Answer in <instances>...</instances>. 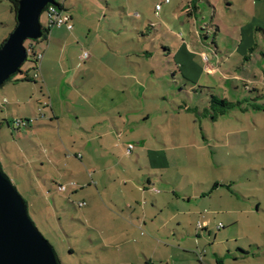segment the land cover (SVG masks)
Masks as SVG:
<instances>
[{
    "label": "rangeland",
    "instance_id": "374dc122",
    "mask_svg": "<svg viewBox=\"0 0 264 264\" xmlns=\"http://www.w3.org/2000/svg\"><path fill=\"white\" fill-rule=\"evenodd\" d=\"M55 1L69 6L67 14L72 17V30L68 31L65 27L61 30L51 29V32L54 31L53 36L56 33L61 36L53 44L51 52L45 51L41 63L45 60L52 66L50 80L59 82L64 78L72 79V85L70 86L69 82L65 86V90H70V99L64 97L62 90L60 92L59 102L62 110H68L69 106L71 109V103L75 104L76 110L84 109L82 101L75 97L79 93L78 89L94 95L92 89L95 86L97 95L99 92L104 94L100 76H105V79L112 77L105 66L112 63L121 64L117 66L116 72L128 76V85L137 81L141 85L138 89H133V92L138 90L140 99L139 102L135 99L133 103L130 101L129 111L149 116L145 123H141L139 131L134 134L128 131V134L145 139L151 136L154 142H164L165 146L157 145L158 148L167 149L169 169L150 173L151 178L154 177L157 182L156 189L162 191L160 188L165 187L166 181L176 193L183 195L207 193L216 185H220L219 193L225 197L222 201L223 208L215 211L218 214L209 215L210 222L206 230L198 231L196 224L184 229L171 227V234L166 243L170 252L160 248L154 255V247L145 245L141 248L140 233L144 232L143 230L137 231L132 239L115 237L114 247L108 249V245L100 243V237H106L107 234L111 236L114 227L98 222L107 218L105 211L99 207L85 217L84 213L86 214L88 207H78L83 200L79 190L73 194L69 191L60 192L59 187L63 184L66 187V182L55 179V176L50 178L52 182L48 179L42 181L43 174L36 173L30 165L28 167L23 162L25 159V163H28L34 158L37 170L42 163L50 173V168L55 171L58 166L60 170L66 171L67 179H73L72 175L75 176L83 167L78 156L79 151L61 147L54 149L46 144L45 151L42 152L40 147L33 148L34 152H31L28 158L24 156L21 159L12 150L14 140L19 141V144L21 138L32 141L39 137V131H42L35 129L43 125V121L49 123V120L42 118V115L47 116L48 112L44 109V113L39 114L34 99L22 103L19 107L7 102L12 97L10 89L14 87L13 80L16 75L0 88V137L7 140L12 164L21 171L25 184L11 180L9 169L4 167L1 160L0 166L17 193L25 200L31 221L54 248L60 263L145 264L147 257L149 259L166 256L170 261H163L162 264H187L186 260L196 261L195 257L206 258L210 261L209 264H264V52L261 54L260 49L251 46L258 41H243L242 44L236 39L232 41L233 36L227 32L235 25L258 26L264 30V3L258 2L252 7L245 2L240 4L250 15L257 13L252 18L240 13L234 5L229 7L231 13H228L224 11L222 4L218 5L213 1L217 14L205 3L186 0L192 8V14L193 6L197 7L194 15L200 25L199 33L204 34L203 41L212 47L214 32L205 28L210 23L221 20L219 25L224 30L220 33L223 37L219 36L221 49L228 47L232 52L216 53L217 62L224 60L225 66H220L216 72L207 76L204 72L200 73L206 64V59L200 54L189 60L185 59L183 54L178 55L177 58L182 60L187 71L189 70L182 73L169 64L168 60L171 59L163 58L168 56L167 49L175 46V41L184 38L179 37V40H176L169 37L164 26L159 25L160 18L161 21L170 19L179 0H169V5L164 4L159 12H155V4L160 0ZM40 24L43 27L47 25L45 12L40 16ZM162 24L169 25L167 21H162ZM14 26L15 15L11 12L9 1L0 0V45L13 31ZM177 30L180 31L177 35L185 33L182 28ZM242 34L243 38H249L246 33ZM186 40L192 43V47L201 46L195 35ZM234 44L237 49L232 51L236 48ZM46 46L43 43L34 44L33 52L42 53ZM249 47L254 49L248 50ZM214 50L204 51L211 57ZM246 51L247 58L243 55ZM32 53L28 54V60ZM84 53L87 57L81 59ZM212 62L214 63V60ZM31 67V63L25 62L21 70L27 72ZM244 69L253 71L252 79L239 81V78H235L236 81H231L223 75L233 70L234 74L244 77ZM208 70L210 71L209 68ZM184 75L189 81L183 78ZM246 84L248 87L244 86ZM22 87L32 89L29 86ZM249 89L257 91L251 93ZM25 93L33 95L31 91L24 92L26 96ZM212 96L219 101L225 100L232 106L227 108L224 114H218L220 106L211 103ZM42 104L43 102L40 109H43ZM184 106L188 109L185 110ZM35 113L38 119L34 122L32 119ZM20 119L27 121L24 127L16 124ZM45 138L57 144V135L54 132H50ZM27 143L29 144L28 141ZM131 145L137 147L135 143ZM154 157L158 162H164L163 156ZM131 159L134 172L128 176L132 180L134 178V181L138 177L144 184L143 173L149 174L148 158L144 159L138 148H135ZM26 169L32 173V181L29 180ZM84 172L88 182H91L92 173L85 168ZM110 176L111 174L108 175ZM114 182L113 179L107 181L110 192L120 193L125 190L119 182ZM92 189L95 190V187L92 186ZM211 201L213 203L214 199ZM206 204L203 203V206H207ZM203 208L205 207L200 208L201 211ZM209 210L213 211L211 208ZM97 223L102 225L103 230L98 229ZM115 228L114 233H120L122 230ZM96 259L99 260L98 263ZM195 263L200 264L198 261Z\"/></svg>",
    "mask_w": 264,
    "mask_h": 264
},
{
    "label": "crops",
    "instance_id": "0c3cea01",
    "mask_svg": "<svg viewBox=\"0 0 264 264\" xmlns=\"http://www.w3.org/2000/svg\"><path fill=\"white\" fill-rule=\"evenodd\" d=\"M198 1L202 4L205 3L209 8L214 10V13L217 12V14L218 11L214 7L213 1H215V3L218 5L222 4L224 6V11L228 13H231L229 11V7L234 5L238 7V11L240 13L243 15H248L252 18L255 17L257 13L253 16L250 15L247 11L242 9L240 4L245 2L246 5L252 7L257 5L258 2L264 3V0ZM61 5L65 10L64 12L66 14L69 13V6H67L65 3ZM175 8L176 9H173L169 20L162 19L163 22L167 21L169 25L165 26L162 24L161 18L159 20V25L164 26L165 30L168 32V35H170L169 37L175 38L176 40H179V37L184 38L183 40L181 39L180 41H175V46L169 47L167 49L168 56H163V58L171 59L168 60L169 64H172L174 69H177L181 73L183 71L189 72V70L187 71L186 65L181 62L182 60L177 58L179 54L185 55V59L187 60L197 56L198 54L202 55V57L206 59V64L204 67H202L200 73L204 72L207 76L216 72L217 69L221 68L220 66H225L224 60L217 62L215 58L216 53H232L228 47L223 50L221 49L219 40L220 37L223 36H220V33L224 32L221 25H219L221 20L210 23V25L205 28V30L212 29L214 32V42L212 43V47H210L208 43H205V41L202 39L204 34L199 33L200 25L197 22L196 15H194L197 7L193 6L194 12L192 14V8H190V4L186 2V0H179V3ZM185 10H187V12H185ZM160 11H162V8ZM189 17L192 18L189 19ZM70 18L72 22V17L70 16ZM192 21H194L193 24ZM61 28L62 27H60V30ZM178 28H182L185 33L177 35L180 33V31L177 30ZM53 32L50 30L47 40L42 42L43 44L47 45L46 48L44 47L41 53L42 59L45 51L51 52L53 44L57 41L58 37L61 36L60 33H56L53 36ZM227 32L228 35L233 36L231 38L232 41L236 39L242 44L243 41H258L257 44L254 43L251 46L255 47L256 49H260L261 54L264 52V30L260 27H252L251 25H244L240 27V25H235L233 28L231 27L230 30L228 29ZM242 33H246L249 38H243L244 35ZM193 35H195L197 40H199V44H201L200 47H192V43L186 40ZM205 40H207V38H205ZM235 45L236 44H234V47L236 48L232 51L237 49V46ZM250 47L248 50L253 48ZM204 50L209 52L214 50V53L210 55L211 57H209V55L206 54ZM247 52L248 51L243 54L246 56V58L248 57L246 55ZM212 60H214V63ZM41 61L39 66V79L35 82H14V87H11L10 89L12 92V97L9 98L7 102L19 107V105L22 103L31 102L32 99H34L37 103L36 110L39 112V114H43L44 109L48 112V115L46 116L43 114L42 118L49 120V123H47L48 121H43V125L35 129H42V131H39L40 136L36 137V139H33L32 141L21 138V143L19 144V141L14 140V143H12V150H14V152L18 154L21 159L24 156H30L31 152H34L33 148L38 149L40 147L42 152L43 150L45 151L44 148L46 144L54 149L61 147L68 150L74 149L75 151H79L78 156H80V161L83 167L79 169L75 176L72 175L73 179H67V175H65L66 171L60 170L58 166H56L57 170L55 171L50 168L52 171L50 173L42 163L37 170V162L34 158H31L28 163H25V159L23 162L28 167L30 165V167H32L36 173H42V181L48 179V181L52 182L53 180L50 178L55 176V179L66 182L64 193L69 191L70 194H73L77 193L79 190L83 198L81 203H84V206L78 207H88V211L86 214L84 213L85 217H88L96 210V208L100 207L107 214V218H102L98 222L107 226L110 224L113 225V231L116 229L115 227L122 229L120 233H114L111 231V236L107 234L106 237H100V243L108 245L109 249L112 246L114 247L113 243L116 239L115 237L123 236L126 239H132V236L136 234L137 231L143 230L144 232L140 233V238L142 239L141 248H143L145 245H150L155 248V255L160 248H164L165 252H167V250L170 252V250L167 249L168 246L166 243L169 240V234H171V232H169L171 227L175 229H184L186 226L192 227V224H196L195 228L198 231L206 230L208 223L210 222L209 215L218 214L215 211H217V209L221 210L223 208L222 201L225 197L222 193H219L220 191L218 188L220 185H216L212 191L210 190L207 193H186L183 195L181 193H176L169 182L166 181L165 187L160 188L162 191L156 189L157 182L154 180V177L153 179L151 178L150 173H152V171H166L169 169L170 160L167 155V149L157 147V145L165 146V144H163L164 142H154L151 139V136H148V138L146 137V139L138 135H134L135 137L132 136V134L141 129V123H145L149 119V116L147 115L141 116L140 114H135L137 111H129L130 101L133 103V99H135L137 102H139L140 98L138 96V90L137 92L135 90L133 92V89H138L141 87L140 83L137 81L131 85H128V76L116 72L118 71L117 66H120L121 64H109V66H105V68L108 70V72H111L110 74L112 77L105 79V76H100V85L104 87V94H100L99 92V95H97L95 86L92 89V93H94V95L88 91L83 93L81 92V89H78L77 91L79 93L76 94L75 97L76 99L82 101L84 109L81 108L80 110H76L75 104L71 103V109L69 106L68 110L63 111L59 102L60 92L62 90L64 97L70 99V90H65V86L66 83L69 82L71 86L72 79L64 78L59 82L50 80L49 75L51 74L50 69H52V66L47 64L45 60L42 63ZM180 63L183 66H178ZM59 64L60 63L58 62L57 65ZM101 65L104 64L101 63ZM232 71L233 70H229V74H223L231 81H236L234 80L235 78H239V81H242L241 79H252V75L254 74L253 71H247L244 69L243 71L246 73V75L241 77L236 73L234 74V71ZM27 72V77L30 79L32 71ZM173 75H176V73H173ZM183 78L189 81V78L186 75H184ZM22 86H29L32 89L29 90L28 87L26 88ZM244 86L248 87L247 84ZM30 91L33 92V95H28L26 93V96L24 95V92ZM250 91L253 93L256 92L257 89H249V92ZM42 102L43 109H40ZM67 111L69 113H67ZM34 115L35 117L32 119V121L35 122L38 119V115L36 113ZM128 131H131L132 134L129 135ZM50 132H54L57 135V144H53V141L45 138L48 134H50ZM134 143L137 147H133L132 151L127 153V146ZM6 144L7 140H3V138L0 137V160L4 167L7 170L9 169L10 176L12 177L10 178L11 180L18 181L20 183L24 182L25 184V179L20 173L21 171L17 170L16 167H14V164H12L13 159L10 156V150ZM135 148H138L144 159L148 158L149 160V165L147 167V173L149 174L143 173L145 178L144 184L140 182L138 177H136L134 181V178L132 180L128 176V174L134 172L131 155L134 153ZM155 155L159 157L163 156L164 162H158L155 160ZM137 165L139 166L140 164ZM84 168L90 174L92 173L90 178L91 182H88L86 179L87 177L85 175ZM26 171L28 173L29 180L32 181V173H30L28 169H26ZM109 174H111L110 177H108ZM110 179H113V182L115 181L114 183L119 182V185L121 184L125 190L120 193L110 192L107 186V181H110ZM92 186L95 187V190L92 189ZM99 187H101L100 190L98 189ZM213 199L214 202L212 203L211 200ZM195 201L197 203L194 204ZM203 203L207 206H203ZM201 207L205 208H203L201 211ZM209 208H211V210L213 209V211L210 212ZM198 224L201 226L200 228L198 227ZM97 227L99 230H103L101 224L97 223ZM106 252L108 253L109 251ZM168 255L170 256V254ZM145 257L146 255H144V258ZM195 259L196 261L200 262V264L210 263V261L206 258L200 259L195 257ZM168 260L169 259L166 256H161L159 258L149 257V259L147 257L145 258V264H162L163 261L168 262ZM196 261L189 259L186 260L185 263L187 262V264H196ZM96 262L98 263L99 260L97 261L96 259Z\"/></svg>",
    "mask_w": 264,
    "mask_h": 264
},
{
    "label": "water",
    "instance_id": "95a60500",
    "mask_svg": "<svg viewBox=\"0 0 264 264\" xmlns=\"http://www.w3.org/2000/svg\"><path fill=\"white\" fill-rule=\"evenodd\" d=\"M48 5L54 6L55 1L18 0L14 29L0 45V88L26 62V41L41 38L40 16ZM0 264H61L1 166Z\"/></svg>",
    "mask_w": 264,
    "mask_h": 264
},
{
    "label": "built area",
    "instance_id": "2783aa9c",
    "mask_svg": "<svg viewBox=\"0 0 264 264\" xmlns=\"http://www.w3.org/2000/svg\"><path fill=\"white\" fill-rule=\"evenodd\" d=\"M169 3V0H164V1H158L155 4V12H159L162 8L163 4H167ZM45 16H46V21H47V25L46 28L48 29H53V28H60V27H65L68 31L72 30V25H71V18L68 14H66L64 11L57 9L55 6L52 5H48L47 10L45 11ZM27 51V57L29 53L33 52V45L29 44L28 48H26ZM33 54V60L36 62V66H35V70L33 71V75L32 78L33 79H38L39 77V66H40V61L42 59V54L41 53H32ZM87 56L84 53L81 56V59H85ZM16 124L18 126H22L24 127L27 122L26 121H21V120H17ZM133 149L132 145H128L127 146V153H130V151ZM59 191L60 192H64L65 191V187L64 186H60L59 187ZM79 207L84 206V203H79L78 204ZM198 227L200 228L201 226L198 224Z\"/></svg>",
    "mask_w": 264,
    "mask_h": 264
},
{
    "label": "trees",
    "instance_id": "16d2710c",
    "mask_svg": "<svg viewBox=\"0 0 264 264\" xmlns=\"http://www.w3.org/2000/svg\"><path fill=\"white\" fill-rule=\"evenodd\" d=\"M8 1H9L10 5H11V12L15 15V13H16V11H17V8H18V0H8ZM54 1H55V0H54ZM54 6H55L57 9H59V10L65 11L64 8H63V6H62L61 4H59V3H57L56 1H55V5H54ZM47 8H48V6L45 7L44 12L47 10ZM49 32H50V29H48V28H46V27H43V26L41 25V38L38 39V40H36V41H32V40H30V41L26 42V43H25V48H28L29 44L34 45V44H39V43L45 42V41L47 40V38H48ZM26 62H29V63H31V65H32L31 70H30V71H32V74H31L30 79L27 77V76H28V72L26 73V72L22 71L21 68H20V69L17 71V73H16L15 75L11 76V77L9 78V80L6 81L5 83L10 82V81L13 79V77L16 76V75H17V77L14 78L13 82H25V81H31V82H34V81H36L35 79L32 78L33 71L35 70V66H36V62L33 60V54H32V57H31L29 60H28V57H27ZM23 65H24V64H23ZM23 65H22V66H23ZM5 83H4V84H5ZM4 84H3V85H4ZM192 90H193V89H192ZM211 103L220 106V110H218V111H219L218 114H224V112L226 111V109L232 106V104L228 103L227 101H225V100H221V101H219V100H217V99H216L215 97H213V96H212V98H211ZM184 108H185V110L188 109L186 106H184ZM212 109H213V107H212ZM20 120H21V119H20ZM21 121H22V120H21ZM26 122H27V121H26ZM21 198H22V197H21ZM22 200H23L24 204L27 206L25 200H24L23 198H22Z\"/></svg>",
    "mask_w": 264,
    "mask_h": 264
}]
</instances>
